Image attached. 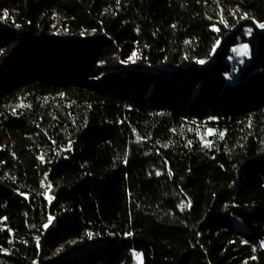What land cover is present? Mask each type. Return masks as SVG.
<instances>
[{
  "label": "trees",
  "instance_id": "obj_1",
  "mask_svg": "<svg viewBox=\"0 0 264 264\" xmlns=\"http://www.w3.org/2000/svg\"><path fill=\"white\" fill-rule=\"evenodd\" d=\"M259 24L264 0H0V264H264Z\"/></svg>",
  "mask_w": 264,
  "mask_h": 264
},
{
  "label": "rangeland",
  "instance_id": "obj_2",
  "mask_svg": "<svg viewBox=\"0 0 264 264\" xmlns=\"http://www.w3.org/2000/svg\"><path fill=\"white\" fill-rule=\"evenodd\" d=\"M248 30L249 29L245 30V32L241 35L240 41L243 38H245V39L250 38L251 32L249 33ZM243 45H247V44L246 43H239L235 47H233L231 50V55L228 59V62L231 65V67H233V71H234V74L236 76L239 74V72H237V70L243 68L249 62L248 57H249L250 50H249L248 45H247V53H248L247 55H240L237 52L233 51L234 49H242ZM47 198L50 199V193H48V192H47ZM136 261H137V264H141L140 256H138V255L136 256Z\"/></svg>",
  "mask_w": 264,
  "mask_h": 264
},
{
  "label": "snow or ice",
  "instance_id": "obj_3",
  "mask_svg": "<svg viewBox=\"0 0 264 264\" xmlns=\"http://www.w3.org/2000/svg\"><path fill=\"white\" fill-rule=\"evenodd\" d=\"M8 16V13L7 12H5L4 13V17H7ZM258 27H260L261 29H264V24H259L258 25ZM215 30V29H214ZM249 31V33L251 32V29H249L248 30ZM233 51H235V52H237L238 54H240V55H247L248 53H247V45H243L242 46V49H234ZM135 56H136V54L135 53H133V57H132V62L134 63L135 62ZM199 63H204V61H199ZM209 133L211 134V130H209ZM222 135V134H221ZM157 175H159V173H157ZM186 205H181V208H184ZM51 222V217L49 218V223ZM45 228H47L48 227V225L46 224L45 226H44ZM91 235V234H90Z\"/></svg>",
  "mask_w": 264,
  "mask_h": 264
}]
</instances>
